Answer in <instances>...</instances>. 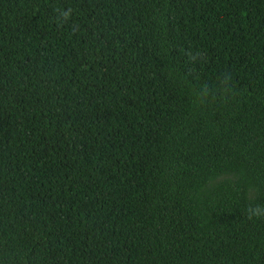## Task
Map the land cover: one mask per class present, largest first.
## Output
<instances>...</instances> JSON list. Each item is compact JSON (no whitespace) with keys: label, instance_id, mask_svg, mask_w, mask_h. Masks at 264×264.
Wrapping results in <instances>:
<instances>
[{"label":"trees","instance_id":"1","mask_svg":"<svg viewBox=\"0 0 264 264\" xmlns=\"http://www.w3.org/2000/svg\"><path fill=\"white\" fill-rule=\"evenodd\" d=\"M0 264H264V0H0Z\"/></svg>","mask_w":264,"mask_h":264}]
</instances>
